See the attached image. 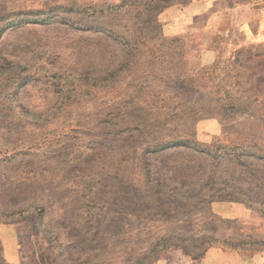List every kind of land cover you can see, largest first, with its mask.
<instances>
[{
	"label": "rangeland",
	"instance_id": "1",
	"mask_svg": "<svg viewBox=\"0 0 264 264\" xmlns=\"http://www.w3.org/2000/svg\"><path fill=\"white\" fill-rule=\"evenodd\" d=\"M263 44L264 0H0V264L264 253Z\"/></svg>",
	"mask_w": 264,
	"mask_h": 264
},
{
	"label": "trees",
	"instance_id": "2",
	"mask_svg": "<svg viewBox=\"0 0 264 264\" xmlns=\"http://www.w3.org/2000/svg\"><path fill=\"white\" fill-rule=\"evenodd\" d=\"M251 49H253V52L250 53V58L251 59H257L256 63L253 64L254 68H258V67H261L262 65H264L263 64L264 58L261 59V57H264V44L263 45H256V46H249V47L245 48L244 50L248 52ZM239 61L240 60H239V51H238V54L236 55V58H235L233 64L238 63ZM253 76H252V78H253ZM236 80H237V76L234 78V81L231 82L232 86L237 85Z\"/></svg>",
	"mask_w": 264,
	"mask_h": 264
},
{
	"label": "crops",
	"instance_id": "3",
	"mask_svg": "<svg viewBox=\"0 0 264 264\" xmlns=\"http://www.w3.org/2000/svg\"><path fill=\"white\" fill-rule=\"evenodd\" d=\"M264 253H256L255 255H253L252 257H250L248 259V262H245L244 264H254L253 262L256 261V258L260 257L261 255H263ZM260 259V258H259ZM264 261V260H262ZM263 264V262H262Z\"/></svg>",
	"mask_w": 264,
	"mask_h": 264
}]
</instances>
